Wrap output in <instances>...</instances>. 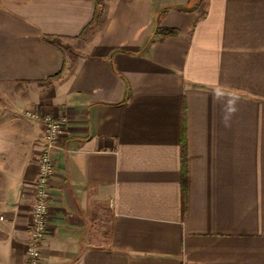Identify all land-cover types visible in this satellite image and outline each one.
<instances>
[{"label": "crops", "instance_id": "0c3cea01", "mask_svg": "<svg viewBox=\"0 0 264 264\" xmlns=\"http://www.w3.org/2000/svg\"><path fill=\"white\" fill-rule=\"evenodd\" d=\"M189 1L0 0V264H26L30 108L67 118L41 264H264V0Z\"/></svg>", "mask_w": 264, "mask_h": 264}, {"label": "built area", "instance_id": "2783aa9c", "mask_svg": "<svg viewBox=\"0 0 264 264\" xmlns=\"http://www.w3.org/2000/svg\"><path fill=\"white\" fill-rule=\"evenodd\" d=\"M29 118L43 123V147L38 156L34 202L30 218V239L26 248V264H41L43 240L49 231V203L53 198L51 180L55 174V152L61 147V139L67 118L53 112L30 108L25 110Z\"/></svg>", "mask_w": 264, "mask_h": 264}, {"label": "trees", "instance_id": "16d2710c", "mask_svg": "<svg viewBox=\"0 0 264 264\" xmlns=\"http://www.w3.org/2000/svg\"><path fill=\"white\" fill-rule=\"evenodd\" d=\"M98 16L99 14L97 12L95 14V19ZM157 32L162 35H171L177 33L178 31L175 28H162ZM182 147H183V172L185 177V179H183V211H184L186 208V174H187L186 141L184 135H183Z\"/></svg>", "mask_w": 264, "mask_h": 264}, {"label": "rangeland", "instance_id": "374dc122", "mask_svg": "<svg viewBox=\"0 0 264 264\" xmlns=\"http://www.w3.org/2000/svg\"><path fill=\"white\" fill-rule=\"evenodd\" d=\"M198 1H199V0H190V1H189V4H190V5H193V6H196L197 3H198ZM98 14H99V16L95 19V21L99 23V20H100V16H101V14H100V13H98ZM93 29H94V28H93ZM67 46H69V45H67ZM70 48L72 49V47H70ZM72 50H73V49H72Z\"/></svg>", "mask_w": 264, "mask_h": 264}]
</instances>
